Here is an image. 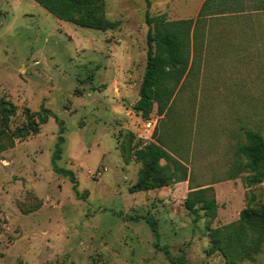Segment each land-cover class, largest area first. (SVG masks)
I'll list each match as a JSON object with an SVG mask.
<instances>
[{
    "label": "rangeland",
    "instance_id": "1",
    "mask_svg": "<svg viewBox=\"0 0 264 264\" xmlns=\"http://www.w3.org/2000/svg\"><path fill=\"white\" fill-rule=\"evenodd\" d=\"M212 1L103 0L97 29L34 0H0V99L13 107L6 127L14 140L0 152V264H264V234L235 262L208 236V227L238 223L250 191L252 206L264 204V179L244 183L251 172L238 152L254 145L248 130L264 140V0ZM146 14L152 25L192 23L187 71L161 111L153 104L156 125L145 139L133 105ZM43 108L51 115L35 127L29 119ZM153 142L178 164L161 159L157 186L136 191L147 162L133 151ZM196 186L212 189L214 218L184 207ZM249 234L248 243L257 238Z\"/></svg>",
    "mask_w": 264,
    "mask_h": 264
},
{
    "label": "trees",
    "instance_id": "2",
    "mask_svg": "<svg viewBox=\"0 0 264 264\" xmlns=\"http://www.w3.org/2000/svg\"><path fill=\"white\" fill-rule=\"evenodd\" d=\"M54 17L74 23L81 27L100 29V21L94 17L95 12L103 0H34ZM100 8V7H99ZM201 12V11H200ZM147 30V52L146 64L139 87V97L133 105V108L140 113L143 119H147L154 103H157L160 111L169 102L174 87L180 82L182 76L186 73L188 59L185 50L189 48V28L192 19L166 20L159 18L152 25V18L146 14ZM155 45V46H154ZM13 108V107H12ZM6 106V101L0 99V152L14 145L13 136L8 133L6 127L7 118L13 109ZM45 114L37 112V121L30 118V122L35 127L38 122L47 121L48 115H51L49 109H42ZM33 126V127H34ZM28 130L19 135L27 134ZM246 138L253 141V147L239 145V154L248 159L243 164L249 169L251 174L244 177V183L247 186L261 183L264 179V140L260 134L255 131H246ZM135 158L139 161L147 162V168L141 173L137 183L133 188L136 191H143L155 187L152 175L156 172V167L161 159L166 162L177 160L161 145L160 142L149 143L146 147L138 148L133 151ZM238 163V162H236ZM238 167L234 164L233 168ZM60 172L72 176V172L67 169H59ZM153 171V172H152ZM233 176V174L231 175ZM185 179H180L181 181ZM153 181V182H152ZM167 182H165L166 184ZM164 184V185H165ZM210 187L196 186L191 188L186 194L183 205L187 210H194L198 205L207 216L214 218L216 216L217 202L212 194H209ZM255 194L250 191L247 200V206L239 212L238 223H228L214 228L208 227V236L212 244L223 251L225 257L231 262L242 259L252 250L249 246L258 247V239L264 234V204L259 207L252 206ZM151 231L158 238L159 233L155 220L152 217H145ZM254 233L257 238L248 243L246 239ZM229 240L230 248L237 247V251L226 248V241ZM158 245V242H156ZM256 250V249H255ZM254 250V251H255ZM167 252V248L164 249Z\"/></svg>",
    "mask_w": 264,
    "mask_h": 264
},
{
    "label": "built area",
    "instance_id": "3",
    "mask_svg": "<svg viewBox=\"0 0 264 264\" xmlns=\"http://www.w3.org/2000/svg\"><path fill=\"white\" fill-rule=\"evenodd\" d=\"M140 122H141V126H140L141 133H139L138 136L145 139L151 137L154 133L156 121L151 118L143 119L140 116Z\"/></svg>",
    "mask_w": 264,
    "mask_h": 264
},
{
    "label": "crops",
    "instance_id": "4",
    "mask_svg": "<svg viewBox=\"0 0 264 264\" xmlns=\"http://www.w3.org/2000/svg\"><path fill=\"white\" fill-rule=\"evenodd\" d=\"M204 1H205V0H203L202 4L204 3ZM210 1H212V0H210ZM246 1H247V0H246ZM201 6H202V5H201ZM246 6H247V4H246ZM213 7H214V5H213V1H212V4H210V6H209L208 8L213 9ZM251 12H252V13H255V12H257V10H251ZM177 184H180V186H183L184 181H179ZM188 190H189V189H188Z\"/></svg>",
    "mask_w": 264,
    "mask_h": 264
}]
</instances>
